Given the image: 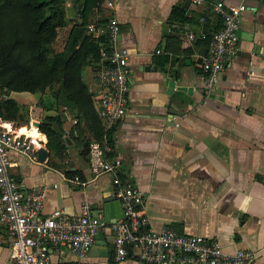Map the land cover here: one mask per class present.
<instances>
[{"label": "crops", "instance_id": "1", "mask_svg": "<svg viewBox=\"0 0 264 264\" xmlns=\"http://www.w3.org/2000/svg\"><path fill=\"white\" fill-rule=\"evenodd\" d=\"M106 1L92 5L87 20L105 26L108 16L115 17L118 44L129 50L128 114L111 130L104 156L107 161L119 158L121 164L103 171L90 154L92 144L102 146V137L95 140L85 121L64 107L62 154L48 149L46 159L33 162L11 151V175L24 190L46 188L43 215L62 209L75 216L82 204L91 212L99 204L107 207L98 217L108 223L123 214L119 186L113 182L117 177L122 186L142 191L141 215L149 227L167 225L178 233L215 238L227 254L250 249L253 264H264V0H245L255 9L241 16L238 49L220 75L216 96H205L201 66V55L221 26L210 4L215 0H111V9L104 7ZM221 1L233 5L239 0ZM82 2L65 0L67 23L58 28L65 35L80 23ZM173 8L180 13L173 15ZM168 78L176 82L171 94ZM83 79L93 85V65L84 69ZM40 133L41 146H47ZM86 141L89 150L82 154ZM75 175L86 183L74 181ZM101 232L105 255L90 250L79 258L59 245L49 249L51 263L139 264L134 247L115 260L113 233L109 228ZM9 245L0 226V264L9 260Z\"/></svg>", "mask_w": 264, "mask_h": 264}, {"label": "built area", "instance_id": "2", "mask_svg": "<svg viewBox=\"0 0 264 264\" xmlns=\"http://www.w3.org/2000/svg\"><path fill=\"white\" fill-rule=\"evenodd\" d=\"M193 1L199 4L204 0ZM210 4L219 16L221 26L212 35L209 50L201 55L205 96L217 93L220 75L238 49L241 16L247 9H255L252 5L248 6L245 0L233 5L221 0L211 1ZM101 6L102 2L95 3V8ZM104 7L113 8V1H106ZM200 21L204 22L205 18L201 16ZM85 27L87 34L98 39L99 57L93 64L94 83L88 85V91L94 97L103 125L102 146L95 142L91 145L90 154L97 159L103 171H111L121 161L119 158L107 161L104 156L110 150L111 130L128 114L129 50L118 44L120 28L112 15L106 18L105 26L94 19ZM187 36L195 38L193 32H188ZM10 97L11 92L0 89V101ZM32 126L34 123L30 121L28 128ZM19 129L13 121L0 118V226L10 240L7 264H52L49 249L59 245H67L75 255L83 258L98 233L108 228L114 236V258L117 261L128 254V247H134V257L139 264L254 263L255 254L250 249L238 248L234 253L227 254L215 238L178 233L167 225L159 229L149 227L148 220L141 215L142 191L133 186H122L117 177L113 182L119 186L116 194L123 209L122 217L117 221L108 223L94 216L87 203L82 204L80 213L75 216L67 215L62 209L43 215L46 188L36 186L24 190L10 173L11 151L20 152L33 162L39 161L37 149L41 141ZM73 180L83 185L86 183L78 175Z\"/></svg>", "mask_w": 264, "mask_h": 264}, {"label": "trees", "instance_id": "3", "mask_svg": "<svg viewBox=\"0 0 264 264\" xmlns=\"http://www.w3.org/2000/svg\"><path fill=\"white\" fill-rule=\"evenodd\" d=\"M101 1L83 0L80 23L69 29L64 49L54 51L58 28L67 23L65 0H0V89L8 93L54 92L56 99L48 106L56 108L53 113L43 114L41 102L31 112L40 119L38 129L54 155L65 149L64 107L85 121L95 140L102 137V120L83 79L84 69L99 57L98 39L87 34L85 26L92 5ZM178 13V8H173L172 14ZM0 118L19 127L30 121V113L10 97L0 101ZM86 142L82 154L88 153Z\"/></svg>", "mask_w": 264, "mask_h": 264}, {"label": "rangeland", "instance_id": "4", "mask_svg": "<svg viewBox=\"0 0 264 264\" xmlns=\"http://www.w3.org/2000/svg\"><path fill=\"white\" fill-rule=\"evenodd\" d=\"M67 38V34L65 35L64 32H62L61 29L58 30V34H57V39L55 40V42L53 43V50L54 51H61L64 49L65 46V41ZM12 98L17 100L18 103H20L21 105H23L24 107H27L29 105H32L34 107H38L40 105L41 102V107L43 110V114H48V113H52V111L54 112L56 110L55 107L53 108H49L48 106L49 104H51L55 99H56V95L54 94L53 91H44L42 93H30V92H14L12 93ZM34 107H32L34 109ZM37 121H40V119H37ZM30 123V121H29ZM29 123H27V126H29ZM21 126H26L25 125H21ZM19 126V127H21Z\"/></svg>", "mask_w": 264, "mask_h": 264}, {"label": "water", "instance_id": "5", "mask_svg": "<svg viewBox=\"0 0 264 264\" xmlns=\"http://www.w3.org/2000/svg\"><path fill=\"white\" fill-rule=\"evenodd\" d=\"M166 28V25L164 26ZM238 35L240 36L241 35V31L238 30ZM176 86V82L174 80H171V79H167V92L169 94H171L174 90ZM177 90H182V91H186L187 93L190 92V89H186V87L184 86H178L176 87ZM213 96H216V93L213 95ZM34 125H36L37 127H39L40 125V121H33ZM49 156V150L46 146L42 145L40 146L38 149H37V157H38V160L40 161H43L44 159H46L47 157ZM106 207L107 206H104L102 209L105 208V211H106ZM101 206L98 204L97 205V208L92 212V214L94 216H98V214L101 212ZM102 232H99L98 235H97V239L95 240L94 244L92 245L91 247V252L94 251V252H99L100 255H105L106 254V248L104 246H102ZM104 250V251H103ZM128 252L130 253V247H128Z\"/></svg>", "mask_w": 264, "mask_h": 264}, {"label": "bare ground", "instance_id": "6", "mask_svg": "<svg viewBox=\"0 0 264 264\" xmlns=\"http://www.w3.org/2000/svg\"><path fill=\"white\" fill-rule=\"evenodd\" d=\"M19 128L20 132H26L29 135H32L33 137H37L39 140H44V136L37 129L36 125L32 126L31 128H28L26 126H21Z\"/></svg>", "mask_w": 264, "mask_h": 264}]
</instances>
